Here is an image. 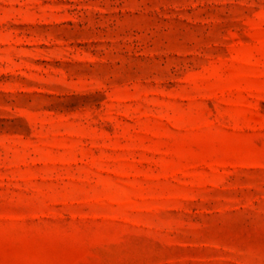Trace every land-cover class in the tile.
<instances>
[{
	"label": "rangeland",
	"instance_id": "374dc122",
	"mask_svg": "<svg viewBox=\"0 0 264 264\" xmlns=\"http://www.w3.org/2000/svg\"><path fill=\"white\" fill-rule=\"evenodd\" d=\"M0 264H264V0H0Z\"/></svg>",
	"mask_w": 264,
	"mask_h": 264
}]
</instances>
